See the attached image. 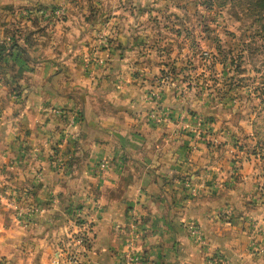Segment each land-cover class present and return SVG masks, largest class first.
I'll return each instance as SVG.
<instances>
[{"label": "crops", "instance_id": "crops-1", "mask_svg": "<svg viewBox=\"0 0 264 264\" xmlns=\"http://www.w3.org/2000/svg\"><path fill=\"white\" fill-rule=\"evenodd\" d=\"M3 2L0 13H17L52 0ZM126 39L128 50L143 36ZM101 56L95 76L68 55L0 63V264H66L71 251L78 264H119L135 218L137 247L158 264H210L215 255L264 264L252 165L248 180L233 179L226 150L195 151L181 136L202 100L152 82L148 55ZM156 108L160 121L150 117Z\"/></svg>", "mask_w": 264, "mask_h": 264}, {"label": "rangeland", "instance_id": "rangeland-1", "mask_svg": "<svg viewBox=\"0 0 264 264\" xmlns=\"http://www.w3.org/2000/svg\"><path fill=\"white\" fill-rule=\"evenodd\" d=\"M258 1L52 0L49 6L1 12L0 24H6L0 45L17 55H68L92 76L104 69L101 55H148V69L157 73L152 82L186 87L195 101L202 100L201 109L189 111L197 120L181 136L195 151L226 150L233 179L248 180L243 173L252 165L254 192L263 199L264 10ZM140 34L145 43H130L127 50L126 38Z\"/></svg>", "mask_w": 264, "mask_h": 264}, {"label": "built area", "instance_id": "built-area-1", "mask_svg": "<svg viewBox=\"0 0 264 264\" xmlns=\"http://www.w3.org/2000/svg\"><path fill=\"white\" fill-rule=\"evenodd\" d=\"M164 113H161L160 110H156V111H152L150 113V117L151 119L158 120L161 115H163ZM140 223L139 221H137V219H133L131 222V230H130V234L133 238V240H131L128 245H127V249H125V251L122 253L121 255V260L119 264H158L154 259L150 258L149 256H147L142 250H140L137 247L136 244V238L135 237H139L140 234ZM119 228V227H118ZM191 233L194 232V234H198L199 230L195 227L191 228ZM85 235L80 236V238L78 239V242L80 244L83 243V241H85ZM67 258V263L66 264H78L79 262V255L77 252H68L66 255ZM226 259L223 258L220 255H215L211 261L210 264H227V261H225Z\"/></svg>", "mask_w": 264, "mask_h": 264}, {"label": "trees", "instance_id": "trees-1", "mask_svg": "<svg viewBox=\"0 0 264 264\" xmlns=\"http://www.w3.org/2000/svg\"><path fill=\"white\" fill-rule=\"evenodd\" d=\"M256 6H257V8H258V10L260 11V9L261 10H264V0H260V1H258L257 3H256ZM258 12V11H257ZM259 13V12H258ZM7 55H17V54H14L13 52H4V47L2 46L1 47V45H0V63L2 64V66H8V67H12V68H14L15 67V64L14 63H11V64H9V63H7L6 61L7 60H5L4 58L7 56ZM22 56H25V55H22ZM2 59V60H1ZM227 59V58H226Z\"/></svg>", "mask_w": 264, "mask_h": 264}]
</instances>
